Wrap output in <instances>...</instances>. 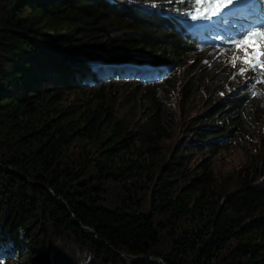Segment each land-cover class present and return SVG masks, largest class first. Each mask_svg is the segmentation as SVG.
I'll return each instance as SVG.
<instances>
[{"label": "trees", "instance_id": "obj_1", "mask_svg": "<svg viewBox=\"0 0 264 264\" xmlns=\"http://www.w3.org/2000/svg\"><path fill=\"white\" fill-rule=\"evenodd\" d=\"M147 1L0 0L3 264H264V140L225 176L197 159L256 134L260 100L229 92L179 128L155 97L179 70L182 103L231 78L188 66L196 38ZM144 67L165 78L127 77ZM124 91L149 108L121 114Z\"/></svg>", "mask_w": 264, "mask_h": 264}, {"label": "rangeland", "instance_id": "obj_2", "mask_svg": "<svg viewBox=\"0 0 264 264\" xmlns=\"http://www.w3.org/2000/svg\"><path fill=\"white\" fill-rule=\"evenodd\" d=\"M169 1L170 0H149L145 3L138 4V6L143 7L148 11H161V15L169 11L171 15L178 20L186 22V27L192 30L197 36H206L209 34L211 35V32L214 33V38L211 39L213 41L212 43L207 41L204 44L202 42L200 50L187 57L188 66L192 64L217 66L222 71H225L226 75L231 78L229 84H227L225 89L216 97L208 100L210 96L203 93L193 99V102L182 103L179 91L182 71L179 70L177 72L178 84L175 87L168 88L155 94L156 99L164 102L168 106V110L173 113V118L178 126H181L184 121L192 120L193 118L202 115L204 112L211 109L212 105L223 99L229 92L243 89L247 94L257 95L260 100L263 119L256 134L251 138L227 140V142H230L226 149L211 155L209 153L200 154L197 158L198 160L202 158L210 159L215 171L222 176L232 174L237 172L244 164L248 163L253 154H260L258 151H260L261 142L264 140V55L259 57V63H257V56L255 55L256 52L264 53V36L259 34L262 32L264 33V30L258 31L252 36H248L245 41L247 35H237L232 26L236 21L233 18L239 16L240 11L246 9L249 3L253 0H242V2L241 0H233V9H229L230 11H227L229 5L224 4H220L218 8H213L211 6V0H202V4L197 6V11H193L192 0L187 2L184 7H182V2L179 0L178 1L181 3L176 2L177 0L174 2ZM162 5L170 6V9L163 8ZM219 10L223 13L217 15ZM193 16H196L197 18L193 19ZM210 38L211 37H207L209 40ZM238 44L240 45L239 47L237 46ZM119 59H121V57L116 60ZM246 59L250 62L245 63ZM121 65H114V68H121ZM253 65H255V67H253ZM142 70H144V77L149 80H154L155 78L163 80L166 75V72L159 74L158 71L151 72L148 67L134 68V72L131 71L126 75L127 77H137ZM122 79L123 78L120 80ZM121 89L129 90L132 88L130 86H124V88L122 87ZM119 106L121 114L130 112L133 116H136L142 111L145 112L146 109L149 108V102L147 96L144 95L142 91H124L121 93ZM181 133L182 130H179L174 141L171 143L169 142L168 144H171V146L174 147L176 141L179 140L178 135L180 136ZM58 245H54V252L58 253L62 249V247ZM0 248L3 249V246ZM77 251L80 252L81 250ZM23 254L24 252L22 255ZM51 257L53 259L55 258L53 253L51 254ZM0 264H3V262H0ZM86 264L92 263L90 260H87Z\"/></svg>", "mask_w": 264, "mask_h": 264}, {"label": "snow or ice", "instance_id": "obj_3", "mask_svg": "<svg viewBox=\"0 0 264 264\" xmlns=\"http://www.w3.org/2000/svg\"><path fill=\"white\" fill-rule=\"evenodd\" d=\"M242 2V0H241ZM233 3V0H211V6L213 8H218L220 4H226V5H230ZM202 4V0H192V8H193V11H197V6L198 5H201ZM207 14V13H205ZM215 14V13H213ZM193 19H196L197 17L196 16H193L192 17ZM261 36H264V33H259ZM253 33L249 32L247 33V36L245 37V41L247 40V37L248 36H252ZM238 47L240 46L239 44L237 45ZM255 55L257 56V63H259V57L261 55H264V53H261V52H256ZM246 56H247V53H246ZM250 61L248 59L245 60V63H249ZM253 67H255V65H253Z\"/></svg>", "mask_w": 264, "mask_h": 264}, {"label": "bare ground", "instance_id": "obj_4", "mask_svg": "<svg viewBox=\"0 0 264 264\" xmlns=\"http://www.w3.org/2000/svg\"><path fill=\"white\" fill-rule=\"evenodd\" d=\"M263 33V32H262Z\"/></svg>", "mask_w": 264, "mask_h": 264}]
</instances>
